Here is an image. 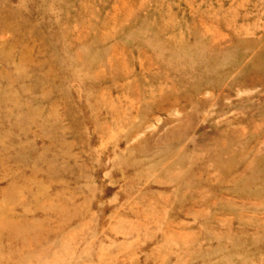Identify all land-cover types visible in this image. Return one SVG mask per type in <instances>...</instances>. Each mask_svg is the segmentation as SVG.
<instances>
[{
  "label": "rangeland",
  "instance_id": "rangeland-1",
  "mask_svg": "<svg viewBox=\"0 0 264 264\" xmlns=\"http://www.w3.org/2000/svg\"><path fill=\"white\" fill-rule=\"evenodd\" d=\"M0 225V264H264V0H0Z\"/></svg>",
  "mask_w": 264,
  "mask_h": 264
},
{
  "label": "bare ground",
  "instance_id": "bare-ground-1",
  "mask_svg": "<svg viewBox=\"0 0 264 264\" xmlns=\"http://www.w3.org/2000/svg\"><path fill=\"white\" fill-rule=\"evenodd\" d=\"M3 218H4V217H3ZM3 218H2V219H3ZM1 225H2V224H1ZM1 225H0V226H1ZM9 227H10V226H9ZM2 228H3V227H2ZM0 229H1V228H0ZM4 229H5V228H4Z\"/></svg>",
  "mask_w": 264,
  "mask_h": 264
}]
</instances>
